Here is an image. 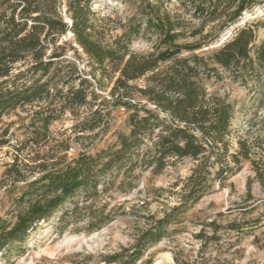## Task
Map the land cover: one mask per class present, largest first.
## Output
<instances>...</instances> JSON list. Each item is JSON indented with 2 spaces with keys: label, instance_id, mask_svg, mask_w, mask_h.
<instances>
[{
  "label": "trees",
  "instance_id": "trees-1",
  "mask_svg": "<svg viewBox=\"0 0 264 264\" xmlns=\"http://www.w3.org/2000/svg\"><path fill=\"white\" fill-rule=\"evenodd\" d=\"M94 1L65 0L70 19L66 22L59 12L62 0H0V124L18 108L36 106L31 125L39 131L59 118L57 111L77 115L89 104L83 85L64 86L57 78L55 61L61 54L56 44L67 32L96 68L117 74L112 99L129 112V132L120 133L115 144L95 154L83 150L40 164L42 174L25 186L15 220L0 218L1 255L23 242L41 220L58 214L57 221L67 226L71 219H82L79 195L95 201L121 175L120 188L126 189L138 168L158 174L173 158H192L188 194L193 203L203 196L202 182L216 163L221 172L229 171L243 158L258 174L264 171L245 140L239 141L237 153L229 154L234 108L209 88L212 80L220 81L228 73L256 89L264 107V39L257 42L256 27L246 24L207 52L259 0H136V12L110 39ZM140 38L150 43V51L132 49ZM141 79L144 84H134ZM101 116L96 108L90 123L101 121ZM96 127L90 124L86 129ZM4 135L0 134V148L7 143ZM15 169L11 164L7 171ZM175 209L105 261L150 264L145 255L166 235ZM114 217L103 210L89 214L85 227L99 230Z\"/></svg>",
  "mask_w": 264,
  "mask_h": 264
},
{
  "label": "rangeland",
  "instance_id": "rangeland-1",
  "mask_svg": "<svg viewBox=\"0 0 264 264\" xmlns=\"http://www.w3.org/2000/svg\"><path fill=\"white\" fill-rule=\"evenodd\" d=\"M59 10L66 22L65 0ZM136 0H95L93 8L110 39L122 32V26L136 12ZM253 24L257 42L264 39V0L248 8L239 21L228 28L218 47L237 28ZM55 71L64 86H84L89 104L78 114L59 113L47 129L35 131L31 125L33 111L38 107L18 108L4 116L0 134L7 143L0 148V218L15 220L25 186L41 176L40 164L71 158L86 150L97 153L115 144L120 133L129 132L126 108L115 106L111 91L116 73L95 67L91 58L67 32L57 40ZM132 49L148 52L145 39L133 42ZM206 49V48H205ZM54 51V49H52ZM49 50L48 55L52 54ZM144 84L143 80L134 82ZM211 92L226 97L233 105L230 151L240 149L245 140L252 156L264 168V107L259 92L235 80L228 73L220 81L209 83ZM99 108L101 121H92V112ZM97 124L93 130L86 129ZM11 164L15 171H7ZM195 166L192 158H173L158 174L151 169H136L132 186L120 188L122 175L95 200L79 195L78 221L67 226L41 220L23 242L10 246L0 264H116L105 258L131 246L140 230L147 228L172 211L175 220L166 235L154 243L145 255L150 264H264V171L257 173L248 159H241L229 171H220V164L210 168L207 181L202 182L203 196L193 203L188 179ZM92 207V208H91ZM101 210L115 214L114 219L99 230L85 227L89 214Z\"/></svg>",
  "mask_w": 264,
  "mask_h": 264
}]
</instances>
